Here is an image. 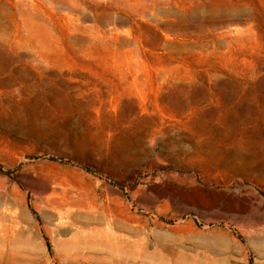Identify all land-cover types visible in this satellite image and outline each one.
I'll return each instance as SVG.
<instances>
[{
  "label": "rangeland",
  "instance_id": "obj_1",
  "mask_svg": "<svg viewBox=\"0 0 264 264\" xmlns=\"http://www.w3.org/2000/svg\"><path fill=\"white\" fill-rule=\"evenodd\" d=\"M0 264H264V0H0Z\"/></svg>",
  "mask_w": 264,
  "mask_h": 264
}]
</instances>
